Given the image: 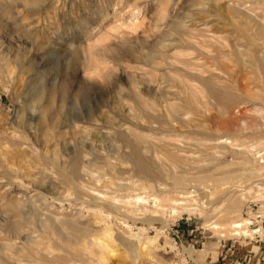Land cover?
<instances>
[{
	"label": "rangeland",
	"instance_id": "obj_1",
	"mask_svg": "<svg viewBox=\"0 0 264 264\" xmlns=\"http://www.w3.org/2000/svg\"><path fill=\"white\" fill-rule=\"evenodd\" d=\"M259 217L264 0H0V264H264Z\"/></svg>",
	"mask_w": 264,
	"mask_h": 264
},
{
	"label": "bare ground",
	"instance_id": "obj_2",
	"mask_svg": "<svg viewBox=\"0 0 264 264\" xmlns=\"http://www.w3.org/2000/svg\"><path fill=\"white\" fill-rule=\"evenodd\" d=\"M257 108H258V107H257ZM257 111H259V109H257ZM248 224H249V222H245L243 225H248ZM240 226H242V225H240ZM239 232H240V231H235V234L238 235Z\"/></svg>",
	"mask_w": 264,
	"mask_h": 264
},
{
	"label": "built area",
	"instance_id": "obj_3",
	"mask_svg": "<svg viewBox=\"0 0 264 264\" xmlns=\"http://www.w3.org/2000/svg\"><path fill=\"white\" fill-rule=\"evenodd\" d=\"M257 219H263V220H261V221H262V223L264 222V217H261V218L259 217V218H257Z\"/></svg>",
	"mask_w": 264,
	"mask_h": 264
}]
</instances>
